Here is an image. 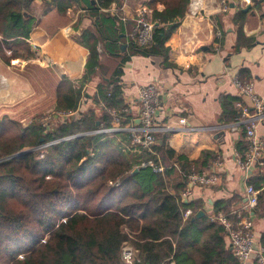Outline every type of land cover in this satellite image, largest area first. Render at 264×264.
<instances>
[{
  "label": "trees",
  "instance_id": "obj_1",
  "mask_svg": "<svg viewBox=\"0 0 264 264\" xmlns=\"http://www.w3.org/2000/svg\"><path fill=\"white\" fill-rule=\"evenodd\" d=\"M97 1L89 5L96 18L94 37L113 54L121 26L115 17L99 13L113 0ZM152 2L164 4L163 10L152 11L157 21L152 42L143 46L130 41L129 46L133 54L161 57L169 64L165 41L179 24L188 0ZM27 4V0H0L3 35L28 38L31 20L23 12ZM69 5L57 1L55 7L63 12ZM243 39L246 46L253 40ZM83 44L89 56L82 82L98 63L95 45ZM108 85L99 97L105 106L121 111L120 88ZM56 94V113L77 110L82 95L71 81L61 82ZM103 113V119L110 121L109 113ZM230 114L235 116V109ZM6 118L0 120V135L6 133L0 140V264H120L124 244L135 251L133 264H240L225 246L221 224L207 218L191 220L192 215L183 219L185 209L196 212L200 207L196 201L185 203L181 198L187 175L200 171L198 163L204 166L209 152H203L199 160H188L156 143L151 151L141 150L135 161L122 148L117 152L112 139L92 133L96 128L92 111L47 127L33 122L13 137L7 130L15 123ZM163 149L180 173L164 162ZM149 157L162 164L164 171L139 167L133 172L140 160ZM252 186H264V173ZM226 203L215 202V214L229 215ZM256 208H264L262 193ZM260 243H264V232Z\"/></svg>",
  "mask_w": 264,
  "mask_h": 264
},
{
  "label": "crops",
  "instance_id": "obj_2",
  "mask_svg": "<svg viewBox=\"0 0 264 264\" xmlns=\"http://www.w3.org/2000/svg\"><path fill=\"white\" fill-rule=\"evenodd\" d=\"M27 1L29 4L23 8V12L31 20L28 38H9L0 32V78L4 73L8 75L4 84L5 87L9 86L12 94L21 93L14 82L18 76L12 70L4 72V66L11 64L12 67L21 62L37 69L38 73L52 69L57 76L54 110L57 86L64 80L71 81L82 95L76 111L55 115L59 118L58 122L92 111L96 119V128L92 133L103 134L104 139L106 132L112 130L108 138L112 139L114 145L118 141L117 152L118 148H122L128 158L138 161L141 154L138 147L132 145L128 155L122 146L131 142L132 129L136 131L135 128L140 126V87L155 84L159 91L156 119L160 126L154 132V144H164V148L194 161L199 160L203 152L210 153L204 166L198 163L200 171L192 172L213 176L215 182L210 185L186 184L181 191L183 202H198L200 207L197 211H203V216L196 220L207 218L212 221L211 217L222 214L235 222L238 212L245 215V186L258 181L261 173H264V165L248 169L241 166L247 152L244 123L238 121L237 126L235 121L239 119L241 106L248 107L250 116L254 110L251 99L234 85L233 78L251 83L253 93L264 103V0H228L225 11L220 9L218 0H188L179 24L165 41L169 64H164L161 57L133 54L129 46L130 41L138 43L131 35L138 9L146 7L149 10V19L154 28L157 21H153L152 11L163 10L164 4L160 2L113 0L109 6H100L99 13L115 17L116 25L121 26L118 28V47L111 54L104 43L94 37L96 18L91 14L89 5L98 3L97 0ZM57 1L69 2L70 5L60 12L55 7ZM191 5L197 7L193 10L190 9ZM243 37L253 38L249 46L243 44ZM83 41L95 45L98 52V63L84 82L82 77L89 48ZM80 48L85 50L81 65ZM18 49H22L24 55H20ZM13 52L19 54L18 57H13ZM35 79L39 84L44 77ZM32 80L26 78V82L22 81L26 87L22 95L35 87ZM108 84H117L120 88L121 111L115 112L113 108L105 106L99 97L109 88ZM37 93L41 94L42 91ZM232 109L236 111L235 116H230ZM104 111L109 113L110 121L103 119ZM181 117L187 119V129H179L178 119ZM233 125L237 129L232 130ZM121 132H128L129 135ZM257 134L264 140V120L258 124ZM163 152L164 162L173 164L174 172L180 173L177 163L166 155L165 149ZM137 165L133 172L138 169ZM186 188L190 189L188 193H185ZM255 190L257 196L262 193L264 200V186ZM217 201L227 202L229 215L220 211L215 214L214 203ZM256 205L250 212L253 233L257 244L264 245L260 243L264 232V208H256ZM185 210L183 219L191 215L192 218L197 212L190 209L191 214L185 218ZM224 242L231 250L226 233ZM245 264L257 263L251 258Z\"/></svg>",
  "mask_w": 264,
  "mask_h": 264
},
{
  "label": "built area",
  "instance_id": "obj_3",
  "mask_svg": "<svg viewBox=\"0 0 264 264\" xmlns=\"http://www.w3.org/2000/svg\"><path fill=\"white\" fill-rule=\"evenodd\" d=\"M220 9L225 11L228 7V0H218ZM197 5H191L190 9H195ZM149 10L146 7H140L137 11L136 25L132 30V37L143 46H147L152 42L153 23L149 19ZM234 85L245 95L249 96L252 101L254 113L249 115V109L246 106L240 107L238 121L244 123L245 141H246V157L241 166L248 169L253 166L264 165V140L260 139L257 134V126L264 120V103L253 93L252 84L233 78ZM140 104V126L136 127V131L132 129L131 143L140 150L150 151L155 143L154 132L159 129L156 119V112L159 106V91L155 84L142 85L138 92ZM179 129H187V119L181 117L178 119ZM237 129L233 125L232 130ZM149 167L153 172H162L165 167L162 164L154 162L152 158L141 160L136 168ZM215 182V178L210 175L192 172L187 175V184L210 185ZM186 188L185 193L189 192ZM247 201L245 203V215L237 213V220L231 221L226 215L219 214L211 217L212 221L221 224L228 236V244L234 256L240 264H245L249 259L253 258L255 263L264 264V245H258L253 233V217L250 215L251 210L257 202V192L255 188L248 184L245 186ZM191 214V210L184 212L187 218ZM257 244V249L254 245ZM135 260V251L128 245L124 244L121 248V263L133 264ZM169 264H173L172 262Z\"/></svg>",
  "mask_w": 264,
  "mask_h": 264
},
{
  "label": "rangeland",
  "instance_id": "obj_4",
  "mask_svg": "<svg viewBox=\"0 0 264 264\" xmlns=\"http://www.w3.org/2000/svg\"><path fill=\"white\" fill-rule=\"evenodd\" d=\"M17 46H15V49ZM19 50V49H18ZM20 55H24V51L22 49L19 50ZM13 54V53H12ZM12 63V62H11ZM8 64L4 66V72L6 70L8 72H11V70L14 72L15 76H18V80L14 81L16 83L17 89L21 92L19 95H14L9 91V86L5 87L6 85L4 82L9 78L7 74H3V77L0 78V120L3 116L7 117V121H13L15 123L14 126H10L11 128L7 130L8 134H11V137L15 133H22V130L26 129L28 126L31 125V123L35 122L37 124H41L43 127H47L49 124L55 125L59 118L55 115H59L54 110V103H55V84L57 77L56 74L53 72L52 69L48 70V72H41L38 73L37 69H32L30 66V69L26 66V64L22 65L21 62L17 63L15 65ZM24 72V73H22ZM41 76V77H40ZM38 77V79H46V82L44 79L39 82V84L36 83L35 78ZM26 78H29L30 80L33 78L32 81L35 84V87L32 89L30 88L29 92L22 95V91L26 89L25 85H22V81L26 82ZM46 85V88H45ZM1 88H4L3 90ZM8 88V89H7ZM21 89V90H20ZM41 92V94L37 93ZM3 92V93H1ZM9 92V93H8ZM29 93V94H28ZM14 95V97H13ZM10 96V97H9ZM7 97V99H5ZM13 102V103H11ZM11 104V105H10ZM58 118V119H57ZM57 121V122H56ZM112 130H109L106 132L107 137L111 135ZM2 136V137H1ZM6 137V133L0 135V140L4 139ZM5 141V140H4ZM118 141H115V147L116 143ZM131 142L125 144L124 147L127 151V154L130 152L129 150L132 147ZM41 147L37 150H41ZM117 148V147H116ZM28 149H31L30 147ZM126 153V152H125ZM41 154V153H40ZM115 154L117 152L115 151ZM129 155V154H128Z\"/></svg>",
  "mask_w": 264,
  "mask_h": 264
},
{
  "label": "bare ground",
  "instance_id": "obj_5",
  "mask_svg": "<svg viewBox=\"0 0 264 264\" xmlns=\"http://www.w3.org/2000/svg\"><path fill=\"white\" fill-rule=\"evenodd\" d=\"M84 51L85 50H83V49H79V65H81V63L83 62V59H84ZM73 70V69H72ZM77 71V70H76ZM80 71V70H79ZM78 71V72H79ZM73 73H74V71H73ZM2 78V77H1ZM8 79V78H7ZM10 81V80H9ZM11 82V81H10ZM2 90L4 89V88H1ZM5 90V89H4ZM21 90V89H20ZM1 93H3V92H1ZM9 93V92H8ZM12 93V92H11ZM17 93V92H16ZM4 94V93H3ZM18 94V93H17ZM29 94V93H28ZM5 95V94H4ZM6 96V95H5ZM10 97V96H9ZM13 97H14V95H13ZM5 99H7V97L5 98ZM11 103H13V102H11ZM11 105V104H10Z\"/></svg>",
  "mask_w": 264,
  "mask_h": 264
},
{
  "label": "water",
  "instance_id": "obj_6",
  "mask_svg": "<svg viewBox=\"0 0 264 264\" xmlns=\"http://www.w3.org/2000/svg\"><path fill=\"white\" fill-rule=\"evenodd\" d=\"M246 9H247V8H246ZM246 9H245V10H246ZM159 143H160V141H159ZM20 153H23V152H20ZM20 153H16V154H20ZM135 171H137V170H135ZM201 216H203V211L199 210V211H197V212L193 215V217L191 218V220L198 219V218H200ZM254 247H255V249H257V244H256V243H255Z\"/></svg>",
  "mask_w": 264,
  "mask_h": 264
}]
</instances>
